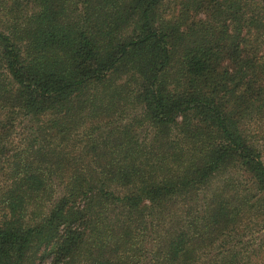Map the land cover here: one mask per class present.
<instances>
[{"label": "trees", "instance_id": "trees-1", "mask_svg": "<svg viewBox=\"0 0 264 264\" xmlns=\"http://www.w3.org/2000/svg\"><path fill=\"white\" fill-rule=\"evenodd\" d=\"M167 1L0 0V264H264V0Z\"/></svg>", "mask_w": 264, "mask_h": 264}, {"label": "rangeland", "instance_id": "rangeland-1", "mask_svg": "<svg viewBox=\"0 0 264 264\" xmlns=\"http://www.w3.org/2000/svg\"><path fill=\"white\" fill-rule=\"evenodd\" d=\"M173 4V2H172V0H168L167 2H166V5L168 6V5H172ZM124 118H126V117H124ZM122 119H123V117H122ZM88 122V120L87 119H84L83 120V125H86V123Z\"/></svg>", "mask_w": 264, "mask_h": 264}]
</instances>
